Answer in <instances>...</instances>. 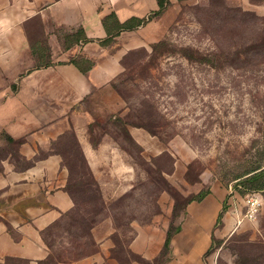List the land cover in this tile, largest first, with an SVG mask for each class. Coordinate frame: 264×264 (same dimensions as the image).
I'll list each match as a JSON object with an SVG mask.
<instances>
[{
  "label": "crops",
  "instance_id": "crops-1",
  "mask_svg": "<svg viewBox=\"0 0 264 264\" xmlns=\"http://www.w3.org/2000/svg\"><path fill=\"white\" fill-rule=\"evenodd\" d=\"M231 1L264 16V0ZM157 9V0H0V264L48 262L44 235L76 206L66 137L76 141L103 212L134 188L130 155L98 124L110 121L114 130L125 113L114 87L126 51L122 26ZM127 130L146 158L166 149L143 128ZM183 172L177 161L168 181L181 188ZM207 183L188 185L186 195ZM207 189L180 211L165 253L168 220L116 225L104 216L90 229L93 249L60 264H231L222 241L240 232L264 247V194L257 193L261 206L249 222L242 218L247 195L217 182Z\"/></svg>",
  "mask_w": 264,
  "mask_h": 264
},
{
  "label": "rangeland",
  "instance_id": "rangeland-1",
  "mask_svg": "<svg viewBox=\"0 0 264 264\" xmlns=\"http://www.w3.org/2000/svg\"><path fill=\"white\" fill-rule=\"evenodd\" d=\"M133 26L119 39L126 51L114 83L125 113L114 130L110 121L98 127L130 155L135 186L108 202L111 213L103 212L76 141L66 137L68 188L76 206L46 233L51 247L46 264L72 262L90 252V227L104 216L116 225L165 219L174 229L182 208L205 194L211 182L231 186L242 197L264 194L255 181L245 182L258 166L264 168V16L231 0H164L162 9ZM127 126L143 128L166 149L146 158ZM177 161L184 166L181 188L167 179ZM201 181L208 182L201 192L187 196L188 185ZM222 246L233 257L231 264H264V247L249 241L247 233H235Z\"/></svg>",
  "mask_w": 264,
  "mask_h": 264
},
{
  "label": "trees",
  "instance_id": "trees-1",
  "mask_svg": "<svg viewBox=\"0 0 264 264\" xmlns=\"http://www.w3.org/2000/svg\"><path fill=\"white\" fill-rule=\"evenodd\" d=\"M157 2H158V8L159 9H162L163 8V4H164V0H157ZM138 21H140V20H134V21H132V22H130V24L128 23V24H126V25H123L122 26V29L123 30H129V29H131V28H133L134 26H133V23L134 22H138ZM151 134H153V135H156V133H154L153 132V130L150 128V127H145ZM83 158V157H82ZM84 160V159H83ZM85 162V161H84ZM66 163H67V160H66ZM68 164V163H67ZM69 168V167H68ZM88 169V168H87ZM70 170V169H69ZM89 171V170H88ZM254 171H256L255 173H253L252 175H250V177H248L247 179H246V183L248 182H251V181H255L256 182V189L257 190H259V191H264V168L262 169V167H261V165L260 166H258ZM253 171V172H254ZM89 175L91 176V174H90V172H89ZM71 177V176H70ZM244 182V183H245ZM67 189L69 190V188H68V185H67ZM70 192V191H69ZM253 193V192H252ZM254 193H256V192H254ZM73 196V195H72ZM204 196V194L202 195V196H200L199 198H197V199H190L189 201H192V200H199V199H201L202 197ZM74 198V197H73ZM188 201V202H189ZM75 205H76V203H75ZM224 210H225V208H224ZM223 210V211H224ZM71 214V213H70ZM222 214H223V212L220 214V218H221V216H222ZM69 215V214H68ZM67 215V216H68ZM219 220L220 219H218V222H219ZM92 227V226H91ZM91 227H90V229H91ZM51 230V229H50ZM174 231H175V228L174 229H171V228H169V230H168V234H167V239H166V242H165V245H164V253L166 252V250H167V247H168V243H169V240H170V237L172 236V234L174 233ZM48 232V231H47ZM46 232V233H47ZM46 235V234H45ZM45 235H44V240H45ZM45 243L50 247V245L46 242V240H45ZM51 248V247H50ZM50 258V257H49ZM48 261H49V259H48Z\"/></svg>",
  "mask_w": 264,
  "mask_h": 264
},
{
  "label": "built area",
  "instance_id": "built-area-1",
  "mask_svg": "<svg viewBox=\"0 0 264 264\" xmlns=\"http://www.w3.org/2000/svg\"><path fill=\"white\" fill-rule=\"evenodd\" d=\"M261 206L260 201L257 198V193H249L246 197V212L244 218L250 221H255L258 210Z\"/></svg>",
  "mask_w": 264,
  "mask_h": 264
}]
</instances>
